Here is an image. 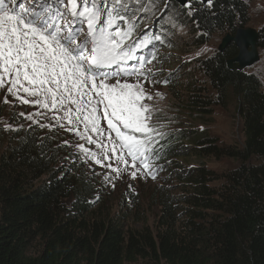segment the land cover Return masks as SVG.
<instances>
[{"label":"trees","instance_id":"1","mask_svg":"<svg viewBox=\"0 0 264 264\" xmlns=\"http://www.w3.org/2000/svg\"><path fill=\"white\" fill-rule=\"evenodd\" d=\"M172 5L192 51L214 34L234 36L249 20L245 0H193L192 15ZM258 33L264 50V24ZM161 38L165 43L155 44L165 50L169 40ZM237 54L231 43L197 59L212 95L200 87L168 89L191 122L211 118V96L219 104L234 99L242 146L219 148L206 130L191 127L156 134L151 168L169 171L172 186L145 197L117 190L109 200L99 175L106 166L80 153L72 125L56 119L64 113L16 99L12 108L0 103V119L8 111L0 127V264H264V92L255 74L227 68ZM21 112L36 119L24 122ZM213 157L237 165L218 175L207 166Z\"/></svg>","mask_w":264,"mask_h":264},{"label":"snow or ice","instance_id":"2","mask_svg":"<svg viewBox=\"0 0 264 264\" xmlns=\"http://www.w3.org/2000/svg\"><path fill=\"white\" fill-rule=\"evenodd\" d=\"M150 3L155 7L156 0ZM185 7L190 9L188 15L195 11L191 0H187ZM150 10L144 0H0L3 103H9L7 97L11 95L21 103L49 111L63 109L64 116L56 119L67 120L72 125L68 130L100 149L95 153L77 145L85 156L117 173L119 166L103 165L102 159H114L133 168L139 162L155 179L151 172V162L157 154L151 135L155 129L150 126L152 110L144 103L151 101L153 95L145 90L144 83L159 81H154L155 73L150 69L145 72L143 65L156 59V53L149 52L151 59L135 56L141 45L147 46L143 37L127 43L137 21L143 19L138 14ZM153 39L165 43L160 35ZM134 59L136 63L129 64ZM124 77L136 80L122 82ZM20 93L36 99L30 101ZM26 118L32 119V114ZM102 120L115 137L105 135ZM80 124L83 132L78 130ZM89 131L99 139L87 135ZM105 139L108 143L103 142ZM131 175L135 178L136 172Z\"/></svg>","mask_w":264,"mask_h":264},{"label":"rangeland","instance_id":"3","mask_svg":"<svg viewBox=\"0 0 264 264\" xmlns=\"http://www.w3.org/2000/svg\"><path fill=\"white\" fill-rule=\"evenodd\" d=\"M245 1L248 7L249 20L244 28H252L258 31L264 24V0ZM170 2L171 3L168 4V0H156L155 7H151L150 0H144V3L148 4L151 10L138 14L143 17V19L138 20L136 27L137 30H142L147 25H151L154 30L157 31V34L167 38V40H169L168 44L171 45L170 47L166 46L165 50H159L160 47H157L158 56L145 71L148 72L150 69L151 72L155 73L153 80L159 81L144 83L145 90L153 95L151 101H144V103L148 104L152 110L150 126L155 129V131H153L151 135L154 138L158 133L176 132L191 127L196 130H206L217 140V146L219 148L241 147L243 143V134L237 114V103L234 99H229L225 104H219L216 97L214 95L211 96L212 101L215 102L209 110L211 118L209 120L208 118H205L202 120L203 122H195L194 120L191 122L190 118L186 114H183L182 109H175L176 104L172 101L168 87H200L201 89H206V91L212 95L208 83L202 76L199 67L196 65V61L197 59L213 56L217 52L225 34H214L207 39V43L203 44L201 48H197V50L193 51L189 50L193 45H191V40L187 37V31H185L180 11L174 8L172 4L175 3L177 6L179 5L173 1ZM166 3L168 5L167 8H165ZM136 6L137 5H132V7ZM179 7L181 8V6ZM166 29H168V31H165ZM169 49H181L185 52H173ZM258 53L259 61L253 67L246 69L244 72L255 74L261 81L262 90L264 92V50L258 49ZM163 78H166L168 82L163 83ZM123 80L132 83L135 82L136 78H125L122 79V82ZM4 96L5 90H0V103L9 108L14 107L11 105L15 102V98L9 95L7 97L9 103H3ZM23 96L30 101L36 99V97H27L25 93H23ZM29 104L33 105L31 103ZM71 107L74 108V106ZM49 113L51 114V111H49ZM63 113L64 110L62 109L58 112L55 111L52 115ZM7 114L8 111L4 110L3 116L0 119L1 128L5 127L7 123ZM45 115L44 112L40 113L41 117H44ZM26 116L28 115L25 114L22 117L24 122H32L36 119L35 117L27 119ZM41 121L42 119L40 118L39 122ZM101 128L104 129L106 136L115 137L113 136V132L107 129L106 121H101ZM65 129L67 130L66 126L62 127V130ZM78 130L80 132L84 131L83 124L79 125ZM87 135L92 136L94 139H99V136L96 133L89 131ZM81 142V139H77V145H83L84 148L88 149L90 152H100V149H98L95 144H88L86 140H84L83 143ZM103 142L108 143L107 139ZM80 153L84 154L81 151ZM108 155L111 156V152H109ZM126 158L130 160V158ZM102 163H105V165L112 164L113 167H120L119 173L112 171L107 166L99 170L100 178L107 186L109 185L110 192L106 193L109 195V200L115 197L117 190L123 192L127 190L134 195H139L140 192L141 197H145L155 189L159 190L161 186H172V181H169V178L173 175L169 171L158 174L153 168H151V172L155 175V179H153L152 175H149L148 171L145 170L139 162H137L135 168L131 167L130 164L127 167L123 164H118L114 159H102ZM186 164L187 162L177 163L179 168ZM236 165L237 163L232 159L221 158L218 160L213 157L208 160L207 166L216 174L221 175L226 174L228 171L235 168ZM109 171L113 173L110 177L108 176ZM132 172H136L135 178L132 177ZM109 179H111V181Z\"/></svg>","mask_w":264,"mask_h":264},{"label":"water","instance_id":"4","mask_svg":"<svg viewBox=\"0 0 264 264\" xmlns=\"http://www.w3.org/2000/svg\"><path fill=\"white\" fill-rule=\"evenodd\" d=\"M176 2L179 6L185 7L187 0H168ZM193 1V0H191ZM200 2V0H194ZM214 0H212L213 2ZM201 3V2H200ZM203 5L208 4V0H203ZM259 33L252 28H238L234 36L226 35L218 47L217 52L223 53L227 47L233 43L238 50L235 58L227 60L226 66L230 71L243 72L250 69L259 61L258 53Z\"/></svg>","mask_w":264,"mask_h":264}]
</instances>
